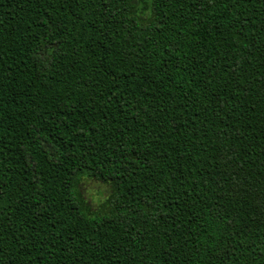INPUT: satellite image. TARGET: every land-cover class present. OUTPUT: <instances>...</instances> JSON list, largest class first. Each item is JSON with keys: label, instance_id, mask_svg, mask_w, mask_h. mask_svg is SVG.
Here are the masks:
<instances>
[{"label": "trees", "instance_id": "obj_1", "mask_svg": "<svg viewBox=\"0 0 264 264\" xmlns=\"http://www.w3.org/2000/svg\"><path fill=\"white\" fill-rule=\"evenodd\" d=\"M0 264H264V0H0Z\"/></svg>", "mask_w": 264, "mask_h": 264}, {"label": "rangeland", "instance_id": "obj_2", "mask_svg": "<svg viewBox=\"0 0 264 264\" xmlns=\"http://www.w3.org/2000/svg\"><path fill=\"white\" fill-rule=\"evenodd\" d=\"M226 171L233 181L236 180V178L240 177L229 168H226ZM237 183L238 185L236 186V192L242 193L244 191V186L246 185H242V183L240 182ZM79 188L82 196L88 203L91 210L99 211L101 209H106V204L110 200L112 194V188L109 184L92 178H84L82 179Z\"/></svg>", "mask_w": 264, "mask_h": 264}]
</instances>
